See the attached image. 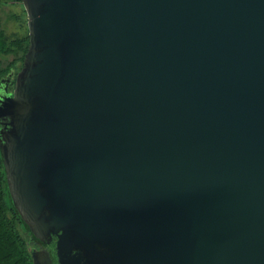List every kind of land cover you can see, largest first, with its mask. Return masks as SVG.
<instances>
[{
	"label": "water",
	"instance_id": "1",
	"mask_svg": "<svg viewBox=\"0 0 264 264\" xmlns=\"http://www.w3.org/2000/svg\"><path fill=\"white\" fill-rule=\"evenodd\" d=\"M0 148L33 264H264V0H22Z\"/></svg>",
	"mask_w": 264,
	"mask_h": 264
},
{
	"label": "trees",
	"instance_id": "2",
	"mask_svg": "<svg viewBox=\"0 0 264 264\" xmlns=\"http://www.w3.org/2000/svg\"><path fill=\"white\" fill-rule=\"evenodd\" d=\"M22 0H0V3ZM25 10V9H24ZM24 31L9 35L0 21V79L11 74L8 88L13 89L17 71L23 65L29 44L27 18ZM38 244L23 221L10 196L5 165L0 148V264H33L31 248Z\"/></svg>",
	"mask_w": 264,
	"mask_h": 264
},
{
	"label": "rangeland",
	"instance_id": "3",
	"mask_svg": "<svg viewBox=\"0 0 264 264\" xmlns=\"http://www.w3.org/2000/svg\"><path fill=\"white\" fill-rule=\"evenodd\" d=\"M24 18H27V15L22 3H0V21L7 34L22 33L24 31Z\"/></svg>",
	"mask_w": 264,
	"mask_h": 264
}]
</instances>
